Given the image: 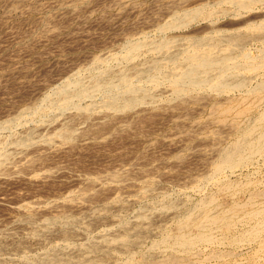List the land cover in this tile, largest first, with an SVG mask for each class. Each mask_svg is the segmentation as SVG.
<instances>
[{
  "label": "rangeland",
  "instance_id": "obj_1",
  "mask_svg": "<svg viewBox=\"0 0 264 264\" xmlns=\"http://www.w3.org/2000/svg\"><path fill=\"white\" fill-rule=\"evenodd\" d=\"M1 1L0 122H4L9 117L12 118L20 110L22 112V110L31 109V107L36 106L41 99L50 95L51 90L53 91L62 82L68 80V76L70 77L73 74L72 72H76V70L83 71L86 65L91 64L90 62H93L96 57L98 59L101 56L100 59H102L103 57H107L108 54L114 55L115 53L117 57L120 54L122 56V49H124L122 47L128 38L136 39V37L138 38V36L140 37L143 34L146 37L144 39L146 44H143L146 48L143 47L142 53L141 51L139 52L140 55L136 56L135 62L134 60L132 61L135 63H132V65L138 64L137 66H139V63L143 64L146 60L148 61L155 57L156 53L150 52L151 54H149V52H145L147 49H150V46L147 45L154 44L164 37V35L165 37H174L183 33H193L212 27V24L216 27L233 25V23H240L242 19L244 21L253 16L264 14V1H259L258 3L256 1V4L252 5L248 12L247 9L240 11L233 8V5L231 6L229 2H226V5L222 2L223 5L222 3L219 4L220 7L218 5V7H214L213 5L212 8L214 7L215 10H218V8L219 10H225L226 14L224 15L216 13L213 9L212 11L211 7L207 5L205 6L206 8L210 7L208 10L216 13H211L212 17L209 15L210 17L206 18L207 13L202 12L201 16L204 13V18L198 15L196 17L198 20L190 23L185 29H179L177 32L166 31L159 33L157 27L169 19L170 11L174 9L169 4L173 0H91L87 10L81 7L79 14L82 16H79L78 19H75L73 14H70L71 12L68 10L53 8L55 7V4H53L55 0H39L44 5L42 12H31L29 6H23L17 12L10 14L5 11L6 1ZM197 1L201 2L202 0H188L185 4L191 6L198 3ZM49 6H51V9ZM27 9L30 11L24 13ZM46 16L55 20V22L53 25H49L51 29H49L50 33L45 38H42L38 32L36 33V29L34 31L31 20L33 18L36 21L41 20L46 18ZM261 27L262 24L258 26V28ZM263 29L261 28L260 31H264ZM242 30L240 31L243 33L242 35L260 32L259 29L256 31L255 28L244 29L243 32ZM208 31L206 30V32ZM26 34L30 36L28 37ZM138 39L140 40L141 37ZM182 44V41L177 40L169 45V48L171 47L170 50L175 53L182 47ZM250 45L247 48L251 55L257 54L256 50L260 46L258 47L255 43H251ZM119 63L122 64L123 62ZM262 71L259 69L258 72L262 73ZM85 77L87 75L84 72L81 73L80 78L83 83L87 82ZM254 81L253 79L252 83ZM169 88L167 84H162L157 90L155 89L156 91L154 90V92L159 93V98L152 102V104H140V106L137 105L132 110L125 109L120 113H111L110 115L105 113V115H108L107 118L101 112V114L94 112L89 123L82 124V127L79 126V129L89 130L83 132L77 130L72 133V139L70 140H63L58 137L57 130L59 129L58 121L60 122V119L66 118L68 121L72 117V121L69 119L72 124H74L73 120H76L75 122L79 120L80 122V117L72 109L61 114L56 111L58 109H49L51 111L39 113V117L36 114L35 117L37 119L33 115H27V118L23 117L27 123L25 120H22L18 125H14L15 127L0 129V141L2 142L0 148L5 146L2 150L4 152L5 149L8 156V160L4 162V166L2 165L3 168L0 167V227L7 225V221L9 222V220L18 216L10 209L14 204L23 202H38L42 204L54 200L61 201L70 191H77V188L80 189L82 187L81 184L83 185V183L79 182L81 187L77 185L78 181H75L77 179L82 181L83 179L87 180L88 177V180L92 177L94 178V176L98 178L99 182L97 185L100 184L99 186L102 188L96 185L97 188L95 186V190H106H102L101 193H98L94 197L96 201L98 196L99 199H104V196L107 198L108 194L109 196H114L115 191L111 189V184L104 178L107 169L109 171L111 168L119 169L120 167L121 170L125 169L129 172L127 174L128 186L124 191H121L122 193H119L124 200L147 185L148 175L150 179L153 177L152 179L155 180L156 192L154 191V201H160L162 195L167 194L171 199L173 198L172 200L180 204L178 207L180 208V212L183 211L184 206L182 205L185 204L186 199L189 204L202 196L194 190V185L199 184L202 186L204 188L202 189L204 191L203 194L216 192L217 185H210L206 182L205 175L210 170L211 160L214 159L213 151L220 146L223 147V144L226 145L233 138V128L231 126V129L227 128L232 122L230 117L233 116V112L226 117H219L215 112H212L213 104L221 102L225 94L216 96L215 92L212 93L207 88H202L185 93L184 95L182 94L184 97L181 95L175 98L176 96L170 94ZM99 101L100 98L93 97L82 101L80 105H93ZM48 113L49 115H47ZM41 115L44 116L42 117ZM53 116L57 120H54ZM217 118L220 120H217ZM121 127L122 129L124 128V131H119ZM125 128L127 129L125 130ZM29 129H36L39 137H35L32 140V144L30 143L31 146L27 147V151L20 149L22 153L18 155L20 150L18 148V151L15 149L16 147H12V142ZM55 132L56 136L54 135ZM86 132L88 133L84 134ZM43 136L51 139H49V147L42 142L41 138H44ZM83 138H88L89 140L83 141ZM17 155L18 157H16ZM12 156L13 160L11 159ZM9 159L14 164L12 167L10 166L12 163L8 164L10 162ZM15 160L18 161L16 162ZM24 160L26 163H24ZM252 161L255 162L234 167L236 169L226 170L225 174L232 183L231 188H228L232 194L230 195L226 192L216 194L217 200L223 207L228 208L233 203H246L244 205H248L250 203L264 202V192L260 193V198H250V195H253L256 191H264V152L261 155L255 154ZM5 165L8 166L5 167ZM130 168L132 169L131 171ZM102 174L104 177H102ZM101 177L102 179H99ZM100 181L108 183L105 182L104 185ZM126 192L129 193V196ZM151 201L153 202L150 199L145 200V204L142 203V205L148 206V204L152 203ZM61 205L63 206V204ZM129 205H132V207L129 206L127 208V218L132 220L134 210L137 209V213L139 207L137 204ZM65 206L67 207V205ZM253 206H256V204ZM156 212L157 217L151 225L152 231L156 233L150 235L151 239L155 238L156 234L158 235L159 229L160 231L172 232L177 225V216L173 217L175 215H169L168 217L166 215L164 218L163 212ZM129 213H131L132 217ZM161 214L164 216L162 215L161 217ZM237 214L239 219L237 218L236 220L235 217L231 218V221L234 223L233 227L228 228L226 231H218L215 234L214 241L218 243L203 245L199 250L202 255L199 254L198 256L197 254V258L191 257V253L189 252L175 254L180 260L182 259L177 264H264V244L260 242V240L264 239V234L261 237L250 236L245 230L250 229L256 221L250 220L240 213ZM105 223H102V226H106L108 222ZM102 226L97 228H102ZM155 227L156 229H154ZM97 228H92V233L98 230ZM262 228L264 229V225ZM14 233L17 237L20 235L15 230ZM53 240L49 239L51 242ZM30 244H25L27 247L25 251L27 250L28 254L35 256L42 251L34 243ZM10 252H13L14 255ZM213 253L217 254L214 255ZM16 254L15 251L9 250V253L8 251L0 253V258L18 257L19 253ZM189 256L190 259L188 258ZM157 257L161 259V257L164 258V255L158 254Z\"/></svg>",
  "mask_w": 264,
  "mask_h": 264
},
{
  "label": "bare ground",
  "instance_id": "obj_2",
  "mask_svg": "<svg viewBox=\"0 0 264 264\" xmlns=\"http://www.w3.org/2000/svg\"><path fill=\"white\" fill-rule=\"evenodd\" d=\"M3 1H6V7H4L6 13L9 14L17 12L20 7L23 6H29L31 12L35 13L42 12V9H44V5L41 4L39 0H2L1 2ZM90 1L91 0H55V3L53 1V4H55L53 8L57 10H68L71 12L70 14H73L75 19H78L79 16H82L79 14L81 7L87 10ZM187 1L188 0H173L169 3L174 9L170 11L171 14L170 16L168 15L169 19L166 20L164 24L157 27L159 33H164L166 31L177 32L179 29H185L190 23L198 20L196 17L198 15L201 16L202 12H205V14L207 13L206 16L203 13V16L206 18L209 15L212 17L214 13L212 12L213 10L216 13H222L224 15L226 14L225 10H219L218 8V11L214 9V7H220L219 4L222 2L224 4L229 2L231 6L233 5V8L240 11L247 9L248 12L251 6L256 4V1L258 3L264 0H202L201 2L197 1L198 3L191 6L185 4ZM182 2L184 5L181 4ZM207 5L213 10H208L210 7L206 8L205 6ZM213 5L214 7L212 8ZM49 8L51 9V6H49ZM28 9L25 10L24 13H26V11L29 12L30 10L28 11ZM21 13L20 15L22 16L23 13ZM241 21L237 24L233 23V25L218 27L212 24V27L204 28L193 33H183L181 34L182 36L178 35L179 37H165L164 35L165 38L162 37L154 44L147 45L150 46V49H147L145 52H149V54L153 52L158 56L155 54V57L153 56L154 58L148 61L146 60L145 62H143L142 59L141 61L143 64L139 63L140 65L142 64L141 66H137L138 64L134 65V62L137 58L136 56L138 54L140 55L139 52L141 51L142 53V49L146 44L144 42L146 37L143 34L140 35V40L138 39L140 38L139 36L138 38L136 37V39L128 38L125 45L123 47L121 46L124 49L120 47V49H122V56H120V54L117 57L116 53L114 54L115 56L106 54L107 57L100 59L101 56L99 57L98 55L99 58L97 59L96 57L93 62H90L91 64L88 66L86 65L83 71L76 70V72H72L73 74L70 77L68 76V80L62 82L61 85L58 88L56 87L53 91L51 90L50 95H47V97L38 102V104L41 103L40 105L37 104L31 107V109L22 110V112H20V110L17 112L18 114L15 116L13 115L12 118H6L8 121L5 119L4 122H0V129L5 127L10 128L15 127L14 125H18L22 120L26 121L23 117L27 115H33V117H35L36 114H38L39 117V113L51 111L49 109H58L56 111L60 112V114L72 109L80 117L81 123L79 120L78 122L73 120L74 124H72V117L71 119L69 118L71 121L68 118V121L66 118L60 119V122L58 121L59 129L57 130L58 137L63 140H70L72 139V133L77 130L80 132L89 130L79 129V126L89 123L94 112H101L107 118L108 115H105V113L110 115L111 113H120L125 109L132 110L135 106H140V104H152V102L159 98V93H155L154 90H157L162 84H167L170 87V94L176 96L175 98L194 90L197 91L202 88H207V90L212 91V93L215 92L216 94H214L216 96L225 94L221 102L213 104L212 112H215L219 117H226L233 112V116L230 117L232 122L230 125L228 124L229 127H227L230 128L231 126L233 128V138L227 142L226 145L223 144V147L220 146L213 151L214 159L211 160L210 170L207 175H205L206 182L210 185H217V191L203 194L204 191H202V189L204 188L199 184L194 185V190L202 196L189 204L186 199L185 204H181L184 207L183 211L180 212V208H178L180 204L172 200L173 198L171 199L167 194H163L160 201H154V191L156 192V190L154 184L155 180L152 179V176L150 179L148 175V183L146 186L135 194H133L134 191L131 192L133 195L124 200L119 193L124 191L128 186L127 183L129 181L127 174L129 172L125 169L121 170L120 167L119 169L111 168L112 170L110 169L109 171L107 169L105 177L103 175L104 173L101 172L103 173L102 177L111 184V189H113L115 193L114 196L112 195L113 197L109 196V194L107 198L104 196V199H99L98 196L97 201L96 199L94 200V197L98 193H101L102 190H106H95L94 187L99 182L98 178L94 176V178L92 177L93 179L90 177L91 179L88 180L89 177H86L87 180H82L79 177L82 181L78 179L75 181H78L77 185H79V182L83 183V185L81 184L82 187L79 185L81 187L80 189L77 188V191H70V193L67 194L68 196L66 195L61 201H51V199V202L42 204L38 202H23L14 204V206L10 208L12 212L16 213L18 216L14 219L10 218L11 220H9V222L7 221V225H2L3 227H0V253L7 251L9 253V250H11L15 251L17 254L19 253V256L0 258V264H177L182 260H180L178 256V258L176 257L180 252H189L191 253V257L197 258V254L199 256V250L203 245L218 243L214 241L215 234H217L218 231H226L228 228L233 227L234 223L231 221V218L235 217L237 220V213H240L250 220L256 221L250 229L245 230L250 236L261 237L262 234H264V229L262 228L264 225V202L250 203L248 205H244L246 203H233L228 206V208H225L217 200L218 198L216 196V194L225 192L230 195L232 194L228 189L231 188L230 186L232 183L225 174L227 169L243 166L246 163L253 164V162H255L252 161L253 156L255 154L261 155V153L264 152V31H260L264 26V14ZM54 22L55 20L46 16V18L37 21L33 18L31 20V25L34 31L35 29L37 30L36 33L38 32L42 38H45L51 30L49 25H53ZM261 24L262 27L258 28ZM251 28H255L256 31L259 29L260 32L244 35L240 32L242 29L249 30ZM206 30L209 31L206 32ZM29 36L30 35H28V37ZM177 40L182 41L183 44L180 49L173 53L169 45ZM251 43L257 44L258 47L260 46L256 50L257 54L255 55H251L247 48ZM133 60L134 62H132ZM119 62L123 63L121 64ZM132 63L134 64L132 65ZM259 69H261V71L263 70L262 73L258 72ZM83 72L87 75V77H85L86 83H83L80 78ZM253 79L255 80L254 83H252ZM93 97L100 98V101L93 105H80L82 101ZM47 115H49V113ZM35 118L37 119V117ZM218 119L219 118H217V120ZM54 120L57 119L54 117ZM69 121L70 123H68ZM45 125L47 126V124ZM123 126L125 127V125ZM224 126L226 127V125ZM122 127L121 130L119 129L120 127L118 128L119 131H124ZM90 129L92 130V128ZM126 129L127 128H125V130ZM36 131V129L27 130L24 134L15 138L13 142L11 141L14 145H12V147H16V150L19 148V150L27 151V147L31 146L30 143L32 140H34L35 137H39ZM87 133L88 132L84 134ZM54 135L56 136V132ZM49 139V137L41 138L42 142L45 143V145L47 144V147H49ZM82 140L88 141L89 139L83 138ZM1 143L0 141V144ZM9 144L11 145V143ZM4 147L0 148L1 168H3L2 165L4 162L8 160L5 149V153L2 150ZM21 150L18 152V155H21ZM18 155L16 157H18ZM11 159H14L13 156ZM12 160L10 161L9 159V165L12 163ZM24 163H26L25 160ZM13 165L12 163L10 166L12 167ZM7 166L5 165V167ZM131 170L130 168V171ZM102 177L99 179H102ZM105 182L101 183L105 185ZM261 192L264 191H256L253 195H250V198L259 197ZM127 194L129 196V193ZM148 199L153 200V202L151 201L152 203L150 205L148 204V206H143L142 203L145 204V200ZM61 204H63V206ZM129 204H137L139 207L137 213V209L134 210L135 212L132 211L134 213L133 217L131 213H129L132 220L127 218V208L130 206ZM254 204H256V206H253ZM65 205H67V207ZM130 207H132V205ZM74 209L76 210L74 211ZM157 210L163 212L165 216L163 214L160 216L162 217L163 215L164 218L166 215L168 217L169 215H175L173 217L177 216V225L175 224L176 227L172 232L165 230L160 231L158 228V235L156 234V237L151 239L150 235L156 233L152 231L151 225L153 220L157 217V214H155ZM105 222H108L107 225L102 226V223ZM100 226H102V228L98 229L97 227ZM92 228H97L98 230H94L95 232L92 233ZM154 229H156V227ZM14 230L16 233L20 234L18 237L15 235ZM242 232L244 231L242 230ZM49 239L54 240L51 242ZM260 242L264 244V239L260 240ZM26 243H34V245L39 246L42 251L40 250L41 252L39 254L32 256L26 252L27 250L25 251V248L27 249L25 246ZM10 253L14 255L13 252ZM158 254H163L164 258L161 257V259H159L160 257H157ZM213 254L215 255L217 253ZM190 256L188 257L189 259Z\"/></svg>",
  "mask_w": 264,
  "mask_h": 264
}]
</instances>
